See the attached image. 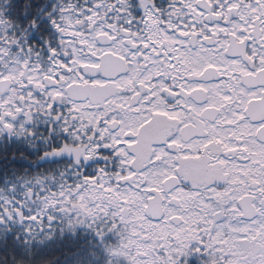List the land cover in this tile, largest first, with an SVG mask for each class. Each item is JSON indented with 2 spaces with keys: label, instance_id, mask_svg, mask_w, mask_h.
<instances>
[{
  "label": "snow or ice",
  "instance_id": "6c2138e0",
  "mask_svg": "<svg viewBox=\"0 0 264 264\" xmlns=\"http://www.w3.org/2000/svg\"><path fill=\"white\" fill-rule=\"evenodd\" d=\"M0 264H264V0H0Z\"/></svg>",
  "mask_w": 264,
  "mask_h": 264
}]
</instances>
